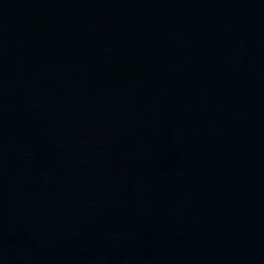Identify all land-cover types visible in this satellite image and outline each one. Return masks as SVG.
Listing matches in <instances>:
<instances>
[{
  "label": "water",
  "instance_id": "obj_1",
  "mask_svg": "<svg viewBox=\"0 0 264 264\" xmlns=\"http://www.w3.org/2000/svg\"><path fill=\"white\" fill-rule=\"evenodd\" d=\"M0 264H264V0H0Z\"/></svg>",
  "mask_w": 264,
  "mask_h": 264
}]
</instances>
